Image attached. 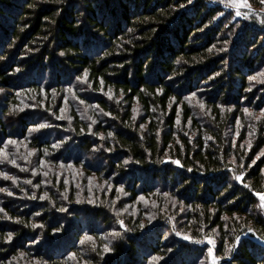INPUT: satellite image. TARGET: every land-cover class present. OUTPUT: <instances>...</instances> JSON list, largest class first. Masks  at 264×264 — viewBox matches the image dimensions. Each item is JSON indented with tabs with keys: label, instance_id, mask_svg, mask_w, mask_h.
<instances>
[{
	"label": "trees",
	"instance_id": "1",
	"mask_svg": "<svg viewBox=\"0 0 264 264\" xmlns=\"http://www.w3.org/2000/svg\"><path fill=\"white\" fill-rule=\"evenodd\" d=\"M229 5L0 0V264H264V14Z\"/></svg>",
	"mask_w": 264,
	"mask_h": 264
},
{
	"label": "snow or ice",
	"instance_id": "2",
	"mask_svg": "<svg viewBox=\"0 0 264 264\" xmlns=\"http://www.w3.org/2000/svg\"><path fill=\"white\" fill-rule=\"evenodd\" d=\"M190 2H191V0H189V3ZM260 2L262 4H264V0H260ZM262 11H264V10H262ZM236 15L239 16V15H241V13L240 12H237ZM262 22H264V21H262ZM250 79H255V77H250ZM3 91H4V89L3 88H0V92H3ZM193 95H195V93H193ZM244 111L245 112H248L249 110L248 109H245ZM262 112H264V110H262ZM40 127H43V125H41ZM141 127H143V125H141ZM9 143H15V141H11L10 140ZM260 156H264V151H262L260 153ZM259 158L260 157L258 156L257 159H259ZM11 163L15 164V161L13 160V161H11ZM177 163H179V161H177ZM252 163L255 164L256 161L253 160ZM17 167H19V165H17ZM3 175H5V177H7V173H4ZM12 179L15 180V177H12ZM237 179H240V177H237ZM28 183H31V181H28ZM7 191H8V189H6V188H0V192H7ZM9 194L11 195L12 193H9ZM256 196L259 197L260 207H264V192H257L256 193ZM40 198L43 199L44 197L42 196ZM17 219L19 220V218H17ZM20 222L23 223V221H20ZM141 227H144V225L142 224ZM249 231L251 232V231H253V229L249 228ZM12 235H13L12 233H9V235L6 237V239L11 240L12 239ZM235 240L236 241H239V236H237L235 238ZM104 247H105V250L106 251L111 250V249L108 248L107 245H105ZM211 253H212V249H209V254H211ZM212 264H217V260H216V257L215 256L212 257Z\"/></svg>",
	"mask_w": 264,
	"mask_h": 264
},
{
	"label": "rangeland",
	"instance_id": "3",
	"mask_svg": "<svg viewBox=\"0 0 264 264\" xmlns=\"http://www.w3.org/2000/svg\"><path fill=\"white\" fill-rule=\"evenodd\" d=\"M232 3H233V5H229L232 9H234L235 11H236V13L237 12H240L241 13V15H239V16H245V15H247L248 13H250V12H253V13H261V14H264V11H262V10H264V8L263 9H257V8H255V7H253V6H251L249 3H248V1L247 0H232ZM248 7V8H247ZM263 209H264V207H263ZM249 232L247 231V232H245V233H243L244 235H246V234H248ZM242 234V235H243ZM207 244L209 245V246H213V242L212 241H210V240H207ZM214 255L211 253V256H210V264H212V257H213ZM216 260L218 261V259L216 258Z\"/></svg>",
	"mask_w": 264,
	"mask_h": 264
},
{
	"label": "built area",
	"instance_id": "4",
	"mask_svg": "<svg viewBox=\"0 0 264 264\" xmlns=\"http://www.w3.org/2000/svg\"><path fill=\"white\" fill-rule=\"evenodd\" d=\"M211 1H213V0H211ZM248 8V7H247ZM241 237H248V238H250V239H252V240H254V241H256V242H258V243H260V244H262V245H264V242L260 239V238H258V237H256V236H253L252 234H250V233H248V234H246V235H241Z\"/></svg>",
	"mask_w": 264,
	"mask_h": 264
}]
</instances>
